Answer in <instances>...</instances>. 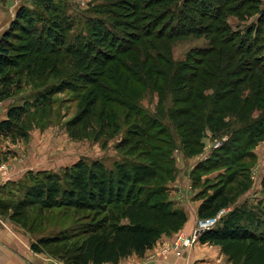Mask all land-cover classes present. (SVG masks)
I'll return each instance as SVG.
<instances>
[{
    "label": "trees",
    "instance_id": "obj_1",
    "mask_svg": "<svg viewBox=\"0 0 264 264\" xmlns=\"http://www.w3.org/2000/svg\"><path fill=\"white\" fill-rule=\"evenodd\" d=\"M31 1L48 12L56 7L55 0ZM226 2L228 0L217 2L215 8H221ZM213 3V0L207 4L205 0H183L177 12L170 15L162 27L167 40L191 34L212 35L211 46L191 52L193 63H179L172 72L164 68V90L172 94L171 107L164 112V118L168 119L164 121L159 120V115H150L142 110L138 105L139 98L134 94L139 85L146 84L147 71L151 68L140 74L136 65H131L133 61L127 64L129 60H135V44L145 35L152 36V31L148 29L147 33H140L137 27L138 33L135 30L132 31L134 33H122L117 31L114 23L115 26L98 19L92 30L100 36L102 43H105V38H111L113 44L108 46L114 48L115 54L98 50L94 45L84 46L85 51H74L76 56L88 58L97 67L90 75L80 73L73 78L85 86L91 85L95 95L66 123L69 136L80 139L86 136V132H96V137L109 139L118 134L120 124L113 105L122 108L127 128L115 145L120 159L111 168L97 159L91 162L78 160L58 173L43 170L30 178L28 175L29 179L22 184V196L17 201L0 197V214L8 215L24 228L32 207H37L40 212L63 207L102 215L97 223L35 239L30 244L34 253L46 254L56 259L58 264H118L128 256H142L153 248L162 234L178 231L187 221L184 210L174 207L168 199L165 184L173 172L172 167H168L172 165L173 144L179 143L188 153L193 147L197 150L202 146L205 128L219 135L220 126L226 123L232 133L229 138L231 145L224 144L219 148L233 165L252 157L253 149L259 142H264V113L235 125L233 120L223 121L225 112L220 105L229 98L237 102L238 88L252 79L255 80L245 85L247 93L251 95L255 91L253 96L261 95L264 103V56H259L258 30L253 39L241 37L237 41V34L229 29L214 28L213 22L219 15L206 13ZM131 7L136 10L138 4ZM203 19H209L211 23L204 26ZM257 22L263 24L264 15H259ZM27 23L26 9L20 7L9 27L0 35V100L12 96L32 78L34 64L26 59L25 54H37L46 62L50 60V54L58 53L55 42L59 44L64 40L65 27L55 20L47 29L45 38H39L36 45L28 43L25 47L21 37L26 33ZM153 37L163 35L156 32ZM215 43L220 44L219 48L212 45ZM120 55H126L128 62L118 59ZM164 63L170 64L165 56ZM205 85L214 87L210 98L204 95ZM65 90L67 86L64 84H52L33 95L32 102L10 106L6 117L0 120V136L17 134L23 138L25 130L21 124L29 111L43 109L51 104L55 94ZM98 98H101L99 112L96 109ZM205 166H196L194 171L203 175L223 165L215 160L212 165ZM220 180L219 185H212L211 193L200 191L197 195L196 199L201 201L197 208L199 219L212 217L233 203L235 196L232 197L228 185L235 182L234 175ZM261 187L264 192V176ZM247 188V183L243 184L242 189ZM110 207L118 216L108 211ZM142 210L152 213L153 224L143 220ZM197 242L218 246L231 264H264V204L234 205L216 226L200 233Z\"/></svg>",
    "mask_w": 264,
    "mask_h": 264
},
{
    "label": "rangeland",
    "instance_id": "obj_2",
    "mask_svg": "<svg viewBox=\"0 0 264 264\" xmlns=\"http://www.w3.org/2000/svg\"><path fill=\"white\" fill-rule=\"evenodd\" d=\"M182 1L55 0V10L48 12L41 5L33 3L31 0H0V35L9 27L17 10L20 7H25L28 23L25 24L26 33H23L21 37L25 47H28V43L36 45L39 38H45L47 29L52 27V21L56 20L60 26L65 27L63 30L64 40L59 44L55 42L54 47L58 48H56L58 53L50 54L48 57L50 60L44 62L43 57L37 54H25L26 59L30 62L33 61L34 64L32 78L22 84L21 89L15 91L12 96L0 100V111H7L12 105H21L27 101L32 102L33 95L49 85L64 84L67 86V90L55 94L51 98V104L43 109L29 111L21 124L25 130L23 138H19L17 134L7 137L1 136L0 144L4 155L0 158V172L6 174L9 179H13L8 180L0 188L1 198L16 201L20 199L23 182L38 171L47 170L58 173L78 160L91 162L96 159L101 160L106 167L111 168L113 163L120 159L121 155L115 149V145L124 136L127 128L123 122L121 107L113 105L116 111V119L120 124V130L112 138L96 137V132H86V136L80 139H72L66 131V123L75 117L86 106L87 101L90 98L93 99L95 95L94 92L92 93L93 87L91 85L85 86L79 83L78 80L73 81V78L80 73L84 75L95 71L97 64L90 63L88 58L76 56L74 51L77 49L85 51L86 46L92 47L94 45L95 47L98 46V50L115 54L114 48L108 46L113 44L111 38H105V43H102L99 40L101 39L100 36L92 30L98 19H103L104 23L116 25L117 31L122 33H134L132 32L134 30L135 33H138L136 32L138 31L136 30L137 27H139L140 33H147L146 30L148 29L152 31V36L145 35L135 44L136 50L133 54V56H136L135 60H129L128 62L125 59L126 55L117 57L118 59H124L125 62H128L127 64L133 61L131 65L135 64L140 74L147 71L149 67L151 68L147 71L146 84L139 85L136 90L137 93L134 94H137L139 98L138 105L142 110L150 115H159L160 121L168 119L164 118V115L166 116L164 112L166 113L167 109L171 107L172 94H168V91L164 90L166 84L164 81V68H168L172 72L179 63H193L191 58L194 55L191 52L196 48H208L211 46L210 41L212 39V35L205 34H191L169 40L164 39V29L162 27L165 22L169 21L170 15L177 12V8ZM213 1H215V4H211L206 12L207 15H219L218 20L213 22V27L229 29L230 32L237 34V41L241 37L253 39L258 30L259 43L257 45H260L261 49L259 56H264V23L257 22L258 16L264 15V0H228L219 9H216L215 6L218 5L217 2L221 3L223 0ZM136 3L138 8L133 10L131 6ZM145 3L146 5L143 6ZM207 3H209V0H205V4ZM164 13L167 14L165 17ZM190 15H193V13H190ZM86 20H89V22H85ZM151 21L152 25L150 24ZM202 22V25L205 26L211 23V20L203 19ZM156 32L163 35V37H153ZM237 41L235 40V42ZM212 45L219 48L220 44L215 43ZM164 56L170 64L164 63ZM186 72L189 71L186 70ZM253 80L255 79L249 81ZM249 81L246 80L239 88L237 87V102L229 98L220 104L224 107V122L233 120L236 122L235 125H239V122H243V120L264 113V103L261 95L254 97L252 93L255 91L250 95L245 89V85L249 84ZM103 82L105 81L103 80ZM213 88L212 85H205L203 89L206 98L211 97ZM100 102L101 98H98L96 106L98 112ZM225 124L220 126L219 135H214L211 129L205 128L201 137L202 146L197 150L193 147L188 153L184 151L179 143L172 145V165H168V167H172L173 172L169 177L170 180H166L165 184L168 199L173 196V200L170 201L174 207H193L195 205L194 200H197L196 197L200 191L211 193L212 185H219L222 181L220 179L224 180L229 175H234L235 179V182L228 185V188L232 190V197L235 196L229 210L234 205L244 203L249 206H255L260 202L264 204V192L261 187V180L264 176V142L257 144L253 149L252 157L231 165L230 160H226L225 152L219 148L224 144L231 145L229 138L232 133L228 131V126ZM180 139L182 140L181 137ZM215 160L223 166L209 170L203 175L200 171H194L196 166L206 165L205 167H207V165H212ZM13 173H19V175L22 173V175L19 176ZM199 177V181L196 182ZM246 183L248 188L243 190V184ZM108 211L112 215L118 216L114 208L110 207ZM101 217L102 215L93 212L77 211L72 208L61 207L40 212L37 207H32L28 212L26 227H20L30 237L31 244L32 241L42 236L54 235L80 225L97 223ZM142 218L148 224L154 223V218L149 210H142ZM30 229H32V232ZM176 232L175 237L180 233L179 231ZM195 247H200L198 251H201V257L204 259L222 255L218 246L207 244L194 245L188 252L193 251ZM166 248L168 246L165 248L161 246L157 252L172 253L171 250L165 251ZM39 255L42 259H47L50 264H58L56 259L46 254ZM215 264L231 263L222 255Z\"/></svg>",
    "mask_w": 264,
    "mask_h": 264
},
{
    "label": "crops",
    "instance_id": "obj_3",
    "mask_svg": "<svg viewBox=\"0 0 264 264\" xmlns=\"http://www.w3.org/2000/svg\"><path fill=\"white\" fill-rule=\"evenodd\" d=\"M5 113V110L0 111V120L5 118ZM0 138L2 137L0 136ZM3 152L2 145L0 144V158L4 155ZM13 174L19 175V173ZM21 175L22 173H20L19 176ZM8 180L13 179H9L6 174L0 172V188L3 187ZM169 200H173V196H170ZM200 202V200H194L195 205L191 208L179 206V208H182L187 215V221L182 228L178 230L179 232L189 234L193 230L196 221L198 220L197 208ZM175 235V232L171 235L162 234L153 248L144 252L142 256L131 255L122 259L118 264H148L151 262L153 264H215L223 255L204 259L201 257V251H198L200 247H195L193 251L186 253L184 257H176L170 252L167 254L158 253L157 251L161 246H164L165 248L172 243ZM196 245L200 246V244ZM46 260L47 259H42L39 254L34 253L30 249V237L25 234L23 229L14 223L8 215L0 214V264H50L49 261Z\"/></svg>",
    "mask_w": 264,
    "mask_h": 264
},
{
    "label": "built area",
    "instance_id": "obj_4",
    "mask_svg": "<svg viewBox=\"0 0 264 264\" xmlns=\"http://www.w3.org/2000/svg\"><path fill=\"white\" fill-rule=\"evenodd\" d=\"M1 169V168H0ZM229 210V208H223L212 217L199 219L193 230L189 234H183L182 232L177 235L172 243L165 249V251L171 250L172 253L178 257H184L186 253L196 244L200 233L206 230L212 229L219 222L220 218Z\"/></svg>",
    "mask_w": 264,
    "mask_h": 264
}]
</instances>
